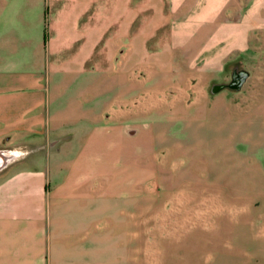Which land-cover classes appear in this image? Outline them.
<instances>
[{
	"label": "crops",
	"instance_id": "0c3cea01",
	"mask_svg": "<svg viewBox=\"0 0 264 264\" xmlns=\"http://www.w3.org/2000/svg\"><path fill=\"white\" fill-rule=\"evenodd\" d=\"M8 7L28 32L22 37L14 30L11 36L0 32V145L29 143L31 153L55 160L73 150L77 154L69 164L63 160L58 165L56 160L53 170L49 163L41 171L31 170L39 176L31 179L30 211L22 217L0 215V264H137L134 253L128 262L125 257L104 260L112 254L104 224L110 215L102 214L95 225L89 212L93 201L111 197L109 185L105 189L98 180L121 175L126 182L116 189L121 195L123 188H139L136 142L123 144L112 155L113 164L122 159L115 171L103 161L97 170L93 165L112 140H127L122 139L124 125L141 118L137 110L117 107L125 96L135 94L137 86L127 88L126 80L132 70L144 69L161 87L171 80L167 75L175 67L177 48L197 47L191 60L202 63L204 75L244 71L245 82L232 90L253 84L248 100L264 108V0H0V19ZM25 9L36 11V25L45 23L42 36L31 37ZM126 46V61L113 68L116 51ZM79 78L83 87L75 86ZM111 94L116 97L109 98ZM85 124L94 125L93 130L84 132ZM77 127L82 128L77 139L63 136ZM130 135L134 137L128 140L136 133ZM36 141L47 144L37 150ZM46 171L54 180L50 192ZM15 175L0 185V194ZM66 201L82 213H48L49 207H63ZM121 217L136 219L132 214ZM120 246L127 255L126 242Z\"/></svg>",
	"mask_w": 264,
	"mask_h": 264
},
{
	"label": "rangeland",
	"instance_id": "374dc122",
	"mask_svg": "<svg viewBox=\"0 0 264 264\" xmlns=\"http://www.w3.org/2000/svg\"><path fill=\"white\" fill-rule=\"evenodd\" d=\"M20 6L22 10L23 4ZM13 14L8 7L0 19V32L9 36L14 30L17 37H22L28 27ZM24 14L30 16L31 37L42 36L45 23L36 25V11L25 9ZM129 48L116 51L110 62L113 68L124 64ZM195 48H177L173 53L175 67L167 75L171 80L161 87L157 81H150L144 69L132 70L126 80L127 88H137L117 107L137 110L141 118L124 125L122 139L127 140H112L105 156L95 158L93 165L97 170L103 161L110 172L115 171L122 159L113 164L112 155L123 144L130 147L133 141L142 173L136 179L139 188H123L122 195L116 190L126 184L121 175L112 174L109 181L96 183L105 189L109 185L111 192L110 199L93 201L89 207L95 225L102 214L110 215V221L104 224L110 232L112 254L106 255L105 261L125 257L128 262L134 253L137 264H264V108H255L252 99L248 100L255 90L253 84L239 92L227 88L230 69L223 74L204 75L199 69L202 63L191 60L197 54ZM135 81L142 87L138 88ZM75 86L83 87L80 78ZM93 127L85 124L84 132H91ZM81 129L70 133L65 130L63 136L77 139ZM130 133L136 135L128 140L134 137ZM28 144L0 145V152L20 154L0 170V185L17 173L0 194V215L22 217L30 211L31 179L39 176L31 170L46 169L48 163L53 170L56 160L59 165L63 160L69 164L76 159L74 150L65 159L38 157L36 150L31 153L26 148ZM45 144L34 142L37 150ZM45 179L50 192L54 180L49 173ZM65 203L63 207L52 205L48 213H82L72 201ZM131 214L136 216L135 221L121 217ZM70 225L71 229L73 223ZM123 241L130 249L127 255L120 246Z\"/></svg>",
	"mask_w": 264,
	"mask_h": 264
},
{
	"label": "flooded vegetation",
	"instance_id": "af4514ba",
	"mask_svg": "<svg viewBox=\"0 0 264 264\" xmlns=\"http://www.w3.org/2000/svg\"><path fill=\"white\" fill-rule=\"evenodd\" d=\"M246 73L241 70H234L232 73L231 81L227 84L230 89H238L242 85V79ZM220 86H216L215 88H219Z\"/></svg>",
	"mask_w": 264,
	"mask_h": 264
},
{
	"label": "bare ground",
	"instance_id": "6f19581e",
	"mask_svg": "<svg viewBox=\"0 0 264 264\" xmlns=\"http://www.w3.org/2000/svg\"><path fill=\"white\" fill-rule=\"evenodd\" d=\"M20 155L18 152H0V165L8 164L12 159Z\"/></svg>",
	"mask_w": 264,
	"mask_h": 264
},
{
	"label": "water",
	"instance_id": "95a60500",
	"mask_svg": "<svg viewBox=\"0 0 264 264\" xmlns=\"http://www.w3.org/2000/svg\"><path fill=\"white\" fill-rule=\"evenodd\" d=\"M246 77H247V75L245 74L244 77H243V79H242V82H241L242 84L245 82ZM6 166H7V164L0 165V170H2L3 168H5Z\"/></svg>",
	"mask_w": 264,
	"mask_h": 264
},
{
	"label": "trees",
	"instance_id": "16d2710c",
	"mask_svg": "<svg viewBox=\"0 0 264 264\" xmlns=\"http://www.w3.org/2000/svg\"><path fill=\"white\" fill-rule=\"evenodd\" d=\"M220 88V87H219ZM227 88H228V86H227ZM234 90H236V89H234Z\"/></svg>",
	"mask_w": 264,
	"mask_h": 264
}]
</instances>
